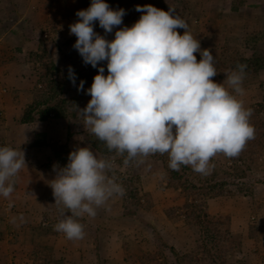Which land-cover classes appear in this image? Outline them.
<instances>
[{"label": "rangeland", "instance_id": "obj_1", "mask_svg": "<svg viewBox=\"0 0 264 264\" xmlns=\"http://www.w3.org/2000/svg\"><path fill=\"white\" fill-rule=\"evenodd\" d=\"M91 2L0 0V147L22 150L26 161L24 172L13 178L14 191L10 197L0 195V264H34L41 257L48 258L49 264H165L164 260L174 264L171 249L183 253L195 243L194 228L184 222L180 209L186 194L167 184L161 162V157L168 158L167 154L149 155L143 158V163L132 161L125 165L124 161H117L123 156L116 152L101 155L87 141L91 132L78 116V109L85 108L91 99L86 93L98 68L104 67V75L108 74L107 61L100 62L96 68L85 64L73 47L77 37L70 34L69 26L79 20L76 13L87 9ZM105 2L113 10H125L122 25L114 27L111 33H105L99 22H94V30L106 39L113 40L115 31L131 27L139 20L143 13L136 11L137 5L151 4L165 11L171 7L200 41L201 50L209 49L213 57L221 51L223 36L234 39L235 44L241 43L242 35H246L244 32L248 34L260 26L259 21L264 22V0ZM77 6L80 7L78 11L75 10ZM177 31L181 35L184 33V29ZM41 37L58 67L57 79H63L69 66L80 75L75 85L67 82L63 91L65 97L77 100L75 115L61 120L60 127L51 132L50 143L59 141L58 144L67 148L69 145L67 157L77 147H89L98 159L110 160L113 168L108 175L124 190L123 195H113L104 206L97 208L95 217L85 214L78 218L85 231L80 240H69L54 229L62 219L63 209V205L55 204L50 187L56 171L46 166L48 155L32 146L37 134L33 123L38 120L32 124L20 122L23 108L32 100L37 73L41 71V66L28 61V53L36 50ZM195 55L199 61L200 54ZM217 72L212 79L222 83L226 76ZM81 80L84 81L83 90L78 91ZM242 86L244 94L238 98L244 107L256 106L263 100L264 70L250 80L243 79ZM260 115L264 121V110ZM49 123L58 125L48 121L43 127L48 128ZM210 163L208 174L216 172L215 181L223 183L226 192L207 198V211L214 216H229L231 238L239 243V247L226 256V264H264V145L246 165L238 162L239 173L245 170V175L235 176L230 158L222 153ZM197 174L193 176L196 183L204 180L202 174ZM129 188L137 191V204L132 203ZM166 209H176L174 213L179 216H167Z\"/></svg>", "mask_w": 264, "mask_h": 264}, {"label": "clouds", "instance_id": "obj_2", "mask_svg": "<svg viewBox=\"0 0 264 264\" xmlns=\"http://www.w3.org/2000/svg\"><path fill=\"white\" fill-rule=\"evenodd\" d=\"M136 11L143 15L131 27L115 31L113 40L98 34L94 22L111 33L122 25L124 9L92 0L76 13L79 20L69 26L77 37L73 47L93 68L107 61L108 71L104 75V67L98 68L86 93L91 99L85 108H77L78 116L109 151L124 156L125 165L143 163V158L159 153L168 155L174 171L190 166L207 175L217 154L237 157L255 138L253 110L238 98L244 94L246 65L238 64L237 70L225 73L222 83L214 82L215 58L209 49L201 50L175 9L148 4L137 5ZM177 29H184L183 35ZM68 78L75 85L71 66ZM83 85L81 80L78 91ZM25 166L22 150L0 147V195L10 197L13 178ZM53 167L56 176L50 187L55 204L63 205L54 229L69 240L83 239L84 225L78 218L95 217L96 209L113 195H123L122 186L108 175L113 163L98 159L89 147H78L69 153L65 167Z\"/></svg>", "mask_w": 264, "mask_h": 264}, {"label": "trees", "instance_id": "obj_3", "mask_svg": "<svg viewBox=\"0 0 264 264\" xmlns=\"http://www.w3.org/2000/svg\"><path fill=\"white\" fill-rule=\"evenodd\" d=\"M81 1L84 2V0ZM79 8L77 6L75 10L78 11ZM258 23L260 26L257 29L248 34L247 31L244 32L246 35H242L241 43L235 44L234 39H230L227 35L223 36L221 51L218 56H214V63L217 70L224 76L230 70H237L238 64L246 65L244 80H250L260 70H264V22L259 21ZM44 44L45 39L41 37L36 50H30L28 53V61L41 66V71L37 73L33 84L32 100L22 110L21 123H31L35 120L46 121L50 117L67 119L73 117L76 112L77 100L63 95L66 83L71 81L68 73L63 76L62 80L56 78L58 67ZM241 49L249 52L250 55L246 56ZM72 69L74 73L76 72V81L79 80V73L74 68ZM247 108L253 110L250 123L255 128V138L247 142L237 157L230 158L237 177L245 175V170L239 173L241 167L238 162L246 165L247 160L263 149L264 145V121L260 115V111L264 110V94L260 103ZM87 141L101 155L115 154V151H109L106 144L92 133L88 134ZM33 145L49 147L50 153L46 158V166L56 165L63 168L67 165L69 149L66 145L47 142L45 133H37ZM123 157L117 161L123 163ZM161 162L165 169L168 186L180 189L186 194V200L180 209L184 222L194 228L195 233V243L190 250L179 253L171 249L174 264H226V256L238 248L239 243L231 238L230 217L227 215L214 216L207 211L206 199L226 192L223 189V183L215 181L216 172L208 176L201 175L204 180L196 183L193 179L196 173L188 166H181L179 171H174L169 168V157L164 159L161 157ZM129 195L133 199L132 203L137 204V191L129 188ZM174 211L176 212V209H166L165 212L167 216L177 218L179 215ZM249 236L253 237L252 233H249ZM40 260L42 263L39 262ZM164 261L167 264V260ZM47 262H49L48 258L41 257L35 260L34 264H49Z\"/></svg>", "mask_w": 264, "mask_h": 264}, {"label": "crops", "instance_id": "obj_4", "mask_svg": "<svg viewBox=\"0 0 264 264\" xmlns=\"http://www.w3.org/2000/svg\"><path fill=\"white\" fill-rule=\"evenodd\" d=\"M54 120V121H53ZM61 120L62 119H60V118H48L46 121H36L35 123H33L34 124V128L35 129H33L34 130V132H37V133H45V135H46V141L47 142H50L49 141V139L50 138H52V137H50V136H53V135H51V132H53V130H54V128H57V126H59L60 127V122H61ZM48 121H52L53 123L54 122H57V123H55V124H58V125H54L53 124V126H52V123H49L50 124V126L48 127V128H45V127H43V125H44V123H47ZM32 124V123H31ZM30 124V125H31ZM42 124V125H41ZM55 126V127H54ZM64 139V138H63ZM64 140H66V139H64ZM59 142V141H58ZM57 142V143H58ZM32 143V146H33V141L31 142ZM36 149H39V150H41V152H45L47 155L50 153V149H49V147L48 146H46V145H44V146H41V147H36V146H34ZM68 148H70L69 147V145H68ZM78 148V147H77ZM45 150V151H44ZM59 168H62V167H60V166H58ZM51 168L52 169H54V167L53 166H51ZM25 170L26 169V167H24V168H22L21 170H20V172L22 171V170ZM24 171H22V173H23ZM55 175H56V172L54 173ZM33 179H34V176H33ZM34 181V180H33ZM32 181V182H33ZM34 183V182H33Z\"/></svg>", "mask_w": 264, "mask_h": 264}]
</instances>
